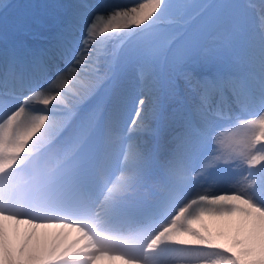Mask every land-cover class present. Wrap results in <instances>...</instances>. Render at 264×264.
Listing matches in <instances>:
<instances>
[{"label": "snow or ice", "instance_id": "snow-or-ice-1", "mask_svg": "<svg viewBox=\"0 0 264 264\" xmlns=\"http://www.w3.org/2000/svg\"><path fill=\"white\" fill-rule=\"evenodd\" d=\"M11 7L0 264H264V0H77L36 45ZM233 214L231 235L192 227ZM53 226L77 237L34 242Z\"/></svg>", "mask_w": 264, "mask_h": 264}, {"label": "bare ground", "instance_id": "bare-ground-1", "mask_svg": "<svg viewBox=\"0 0 264 264\" xmlns=\"http://www.w3.org/2000/svg\"><path fill=\"white\" fill-rule=\"evenodd\" d=\"M127 1L128 2H134L135 0H127ZM128 2H123V4L128 3ZM251 2L259 4L261 2V0H251ZM17 3H18V8L21 10V5L23 4L22 0H12V1H9L7 4H10L13 7ZM12 7L9 8V11H8V17L11 18V21L14 17H16L20 13V10H17V9L12 10ZM27 10L29 12H31L30 9H27ZM37 12H38V9L36 8V11L34 13L37 14ZM46 12H47V9H44L43 20L45 23L48 24L47 27H49L50 24L52 23L51 18L53 16H52L50 11H48L47 14H46ZM55 12L58 15H61V13L59 11L56 10ZM253 20H254V23L258 24V19L255 16L253 17ZM30 27H33V28L31 30H29V29L27 30V33L29 35H41L42 33H40L39 30L45 29V27L42 26L40 23L30 24ZM129 73H132V71ZM134 77H135V75H134ZM134 87H138V86L137 85L135 86V84H134ZM165 103H166V101H165ZM36 106L37 105H35V107ZM231 182H233L232 179L221 180L216 185V187L219 190L227 189L231 186ZM240 219H241V217L239 216V214H233L232 216H222V217L206 216L205 222L203 223V221H202L201 223H199L198 228H196V229H202V228L206 227L214 236L219 234V233H226V234L231 235V234H234V231H235L236 227L238 226ZM61 231H66V230H61ZM36 233H37V235L35 237L34 242H36V243L39 242L41 245H43L44 242L52 234V233L49 234L47 232V230H45V228L37 229ZM65 233H66V235H69L70 237L76 236L75 232L66 231ZM24 234L25 233H21V234L19 233V236L22 238ZM59 234L60 233H58L57 235H59ZM221 242L223 243L224 241L222 240ZM97 262H99V261H97Z\"/></svg>", "mask_w": 264, "mask_h": 264}, {"label": "rangeland", "instance_id": "rangeland-1", "mask_svg": "<svg viewBox=\"0 0 264 264\" xmlns=\"http://www.w3.org/2000/svg\"><path fill=\"white\" fill-rule=\"evenodd\" d=\"M4 1H5V0H4ZM238 2H240V3H245L244 0H238ZM24 16H28V14L24 12V13H22V15L19 16V17L24 18Z\"/></svg>", "mask_w": 264, "mask_h": 264}]
</instances>
